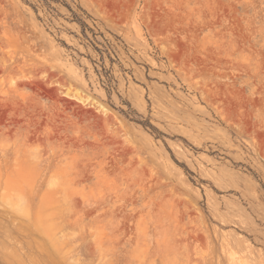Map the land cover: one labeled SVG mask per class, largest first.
<instances>
[{
	"label": "rangeland",
	"instance_id": "rangeland-1",
	"mask_svg": "<svg viewBox=\"0 0 264 264\" xmlns=\"http://www.w3.org/2000/svg\"><path fill=\"white\" fill-rule=\"evenodd\" d=\"M0 264H264V0H0Z\"/></svg>",
	"mask_w": 264,
	"mask_h": 264
},
{
	"label": "trees",
	"instance_id": "trees-1",
	"mask_svg": "<svg viewBox=\"0 0 264 264\" xmlns=\"http://www.w3.org/2000/svg\"><path fill=\"white\" fill-rule=\"evenodd\" d=\"M76 20H77L78 23L81 25L82 30H83V33H84V36H85L86 38H89L88 35H87V32H86V28L88 27V25H87V23L85 22V20H83L82 17H77V16H76ZM90 30L93 32L94 35H96V33H94V31H93L92 28H90ZM96 48H97L98 50H100L99 47H96ZM105 48L108 49V47H105ZM108 86H109V91H111V89L114 88V85H113V82H112L111 79L108 80Z\"/></svg>",
	"mask_w": 264,
	"mask_h": 264
}]
</instances>
